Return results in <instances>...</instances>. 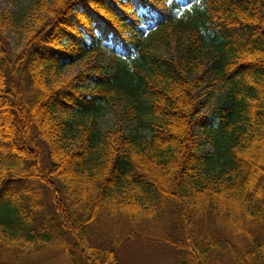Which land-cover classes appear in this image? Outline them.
I'll use <instances>...</instances> for the list:
<instances>
[{
	"label": "trees",
	"instance_id": "1",
	"mask_svg": "<svg viewBox=\"0 0 264 264\" xmlns=\"http://www.w3.org/2000/svg\"><path fill=\"white\" fill-rule=\"evenodd\" d=\"M30 3L0 14V264L57 245L71 264H125L91 241L101 217L160 220L158 236L185 249L172 264H261L264 0ZM10 25L19 50L5 45ZM199 87L223 92L212 128ZM103 103L115 122L101 129Z\"/></svg>",
	"mask_w": 264,
	"mask_h": 264
},
{
	"label": "rangeland",
	"instance_id": "2",
	"mask_svg": "<svg viewBox=\"0 0 264 264\" xmlns=\"http://www.w3.org/2000/svg\"><path fill=\"white\" fill-rule=\"evenodd\" d=\"M196 1L201 3V0ZM30 2L31 0H0V14L5 16V18H15L21 9L29 7ZM175 16L176 11L173 14V17ZM24 22L25 19L21 21L22 24ZM5 34L7 49L9 48V50L14 51L23 47L25 37L24 34L19 35V28L16 25L7 26ZM85 41L87 42L88 40L86 39ZM102 44L105 46V60L107 61L109 58H112L113 62L120 64L123 58L122 51L117 46L111 48L108 40L102 41ZM151 51L156 54H166L168 52L167 48L163 45ZM79 69H81V65L76 61L71 63L66 62L62 67V73L65 76L76 75ZM92 83V79L85 82L89 86ZM194 94L202 102L200 110L205 111L206 115L210 118L207 128L216 126L220 120V112L217 110V106L224 104L223 92L206 93L203 87H199ZM114 122L115 117L111 109L106 104H101L96 115V123L103 129ZM131 124L132 122L125 121L122 123V126L127 129L126 127ZM194 132L197 139L202 141L203 127L194 125ZM204 150L212 151V144L209 142L201 143L199 152ZM42 156L46 159L44 150L42 151ZM30 183L37 185L42 192H45V187L41 183L34 180H30ZM160 222V220H151L130 223L119 217H101L89 223V228H91L90 239L96 245L111 247L115 256L125 264H172L179 251L185 252V249L176 248L158 236V234L165 231ZM223 232L227 233L225 230ZM206 233L210 234L209 232ZM226 235L225 237L227 238L231 237L229 234ZM48 250V252L35 257L30 264H71V261L60 245ZM261 264H264V259L261 260Z\"/></svg>",
	"mask_w": 264,
	"mask_h": 264
}]
</instances>
